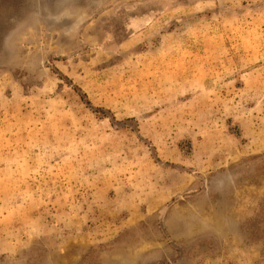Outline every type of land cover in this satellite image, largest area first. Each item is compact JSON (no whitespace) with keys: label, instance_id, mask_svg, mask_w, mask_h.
<instances>
[{"label":"rangeland","instance_id":"1","mask_svg":"<svg viewBox=\"0 0 264 264\" xmlns=\"http://www.w3.org/2000/svg\"><path fill=\"white\" fill-rule=\"evenodd\" d=\"M0 264H264V0H0Z\"/></svg>","mask_w":264,"mask_h":264}]
</instances>
